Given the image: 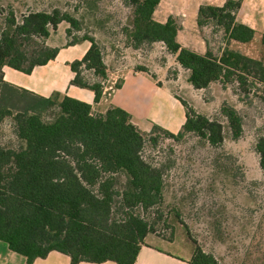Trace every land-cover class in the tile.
Returning a JSON list of instances; mask_svg holds the SVG:
<instances>
[{"label":"trees","instance_id":"obj_1","mask_svg":"<svg viewBox=\"0 0 264 264\" xmlns=\"http://www.w3.org/2000/svg\"><path fill=\"white\" fill-rule=\"evenodd\" d=\"M125 1L134 8L131 27L122 28L128 49L140 51L162 44L195 89L217 83L226 89L236 84L244 96L255 85H264V62L229 47L232 40L248 43L255 36L254 29L236 20L242 0L199 8L198 26L208 45L204 55L180 45L181 26L175 18L165 23L154 19L161 0ZM86 2L88 9L96 8L90 0ZM63 22L69 25L68 39L73 29L81 30L78 18L58 8L29 12L20 22L11 17L0 30V125L12 116L18 140L16 146L0 144V240L28 264L52 251L70 256L73 264H135L146 237L156 232L163 219L166 167L153 164L144 154L146 145L158 144L153 133L174 141L194 133L211 146H219L225 131L234 140L242 135L243 117L235 106L224 102L225 127L177 97L187 110L182 129L172 133L155 124L144 132L119 107L112 105L101 113L67 95L43 97L5 81L6 66L31 74L56 59L59 48L49 46L47 39ZM210 24L214 26L211 34ZM83 41L90 48L70 64L71 85L91 90L97 104L109 79V46L89 35L73 37L67 46ZM136 70L149 72L140 66ZM121 86L119 80L113 89ZM260 99L264 103V90ZM256 151L264 170V137L258 139ZM188 264L221 263L195 244Z\"/></svg>","mask_w":264,"mask_h":264},{"label":"rangeland","instance_id":"obj_2","mask_svg":"<svg viewBox=\"0 0 264 264\" xmlns=\"http://www.w3.org/2000/svg\"><path fill=\"white\" fill-rule=\"evenodd\" d=\"M90 2L96 6L94 10L88 9L86 0H0V30L11 17L20 22L29 12L58 8L78 18L81 30L73 29L68 39L65 30L60 29L52 35L49 45H61L64 37L67 45L73 37L94 36L104 47L109 46L106 61L114 74L112 87L126 70L140 66L190 108L225 127L221 106L224 102L235 106L243 117V133L234 140L225 131V140L219 146H211L194 133H188L180 141L153 133L158 144L146 145L145 158L166 167L167 180L161 208L163 219L153 235L173 241L174 245L165 249L175 253L188 254L195 250L196 244L221 264H264V170L256 151L258 139L264 137V103L260 99L264 85H255L244 96L236 84L226 89L219 83L208 89H195L187 80V72L162 44L140 51L127 48L122 28L131 27L134 8L125 0ZM213 30L210 24L209 34ZM79 49L73 51L74 56L79 55ZM252 52L264 62V49L260 45H254ZM146 126L140 125L142 129ZM14 131V120L8 116L0 125V144L16 146Z\"/></svg>","mask_w":264,"mask_h":264},{"label":"crops","instance_id":"obj_3","mask_svg":"<svg viewBox=\"0 0 264 264\" xmlns=\"http://www.w3.org/2000/svg\"><path fill=\"white\" fill-rule=\"evenodd\" d=\"M227 0H161L154 12V19L165 23L170 17L175 18L181 26L177 40L183 48L190 49L198 54H206L208 45L198 26L199 8L202 5L222 7ZM236 20L248 25L255 30L251 42L241 43L232 40L229 47L242 54L258 59L252 52L254 45H260L264 33V0H242L241 7L236 15ZM61 27V28H60ZM67 24L62 23L47 39L49 45L52 35L64 29L65 37ZM62 41L56 59L46 65L36 67L31 74H25L11 67H4V79L9 84L31 91L43 97L55 94L69 96L92 105L93 110L104 113L110 106L119 107L132 116V120L143 131H150L153 125H159L172 133H178L187 119V110L183 103L169 87L159 85V81L151 72L126 70L122 77V86L113 89L110 85L114 74L109 71L105 94L99 103H94V93L89 89L71 85L74 73L70 64L84 57L90 48L87 41L74 46H67L66 39ZM51 46V45H49ZM225 46V45H224ZM80 47L77 53L73 51ZM141 124H147L141 128ZM174 242L163 240L150 234L141 247L135 264H188L194 250L188 254L175 253L165 249ZM0 264H28L26 258L12 251L8 244L0 240ZM31 264H73L71 257L58 251L50 252L44 258H38ZM78 264H117L113 261L103 263L81 262Z\"/></svg>","mask_w":264,"mask_h":264}]
</instances>
